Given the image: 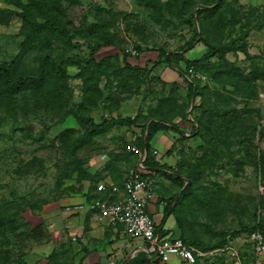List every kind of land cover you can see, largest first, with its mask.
I'll return each instance as SVG.
<instances>
[{
	"label": "rangeland",
	"instance_id": "rangeland-1",
	"mask_svg": "<svg viewBox=\"0 0 264 264\" xmlns=\"http://www.w3.org/2000/svg\"><path fill=\"white\" fill-rule=\"evenodd\" d=\"M11 10L31 23L50 14L66 24L69 40L41 39L31 26L27 39L22 18L7 25ZM200 38L216 54L192 63L194 78L181 61L203 58H187ZM160 50L153 65L130 64ZM4 62L13 69L0 84L14 101L0 107V264H31L42 240L40 213L96 187L100 164L122 184L138 159L127 152L126 130L149 123L174 133L161 153L168 161L161 192L201 264H232L237 250L243 263L251 260L248 234L264 215V4L0 0ZM169 65L180 78H162ZM191 87L201 95L189 98ZM136 116L139 125L127 122ZM90 119L107 124L91 127Z\"/></svg>",
	"mask_w": 264,
	"mask_h": 264
},
{
	"label": "crops",
	"instance_id": "crops-1",
	"mask_svg": "<svg viewBox=\"0 0 264 264\" xmlns=\"http://www.w3.org/2000/svg\"><path fill=\"white\" fill-rule=\"evenodd\" d=\"M254 2L264 4V0H254ZM205 51L204 44L199 42L187 53V58L201 57ZM130 59L137 60L135 57ZM159 59H163L159 52L151 51L145 53L144 57H140L139 63L131 61L130 64L153 65L154 61ZM181 63L183 62L181 61ZM179 70L180 68L177 69L171 65L165 66L161 76L165 81H174L180 78ZM141 129L137 126L127 128L128 139L130 140ZM173 137L174 133L171 130L161 131L150 141L151 148L159 149L163 153L165 148L170 145ZM159 145L163 146L159 147ZM106 161H108L107 156L103 157V162ZM166 162L168 161L162 157L161 164L164 165ZM96 169V178L99 179V183L104 182L107 187L115 184L123 192L122 184L109 174L104 165L100 164L99 168ZM164 172H168L167 168L164 169ZM161 179L163 178L160 174L158 175L157 196L151 202L149 212L156 219L161 230L166 233L178 234L179 229L174 214L166 210V198L161 192L163 185ZM98 184L84 192L72 194L64 202L53 203L44 208L39 217L42 226L45 228L47 238L37 246L36 257L31 264H109L111 260H115L117 264H128L138 257L140 260L137 264H141L140 262L147 263V261H141L143 258L156 263V257L148 249L149 243L147 241L125 237L119 225H110L103 221L98 211H92L88 208L75 211L67 210L68 206L88 204L106 196L108 190L105 192L97 191Z\"/></svg>",
	"mask_w": 264,
	"mask_h": 264
},
{
	"label": "built area",
	"instance_id": "built-area-1",
	"mask_svg": "<svg viewBox=\"0 0 264 264\" xmlns=\"http://www.w3.org/2000/svg\"><path fill=\"white\" fill-rule=\"evenodd\" d=\"M132 53L134 56L138 55L136 51ZM194 75V68L190 67L187 76L194 77ZM146 129H141L139 133L133 135L127 145V152L138 154L139 161L135 168L125 174L123 192L115 184L107 187L104 182H100L97 191L108 190L106 196L88 204L68 206L67 210L88 208L98 211L103 221L110 225H119L125 237L147 241L148 249L156 257L155 264H195L200 257L197 249L186 243L179 235L163 232L149 212L148 206L157 196L158 175L164 172L165 168L146 164L147 149L142 150L135 143L139 137L146 135ZM153 154L161 163V151L153 149ZM257 224L259 226L248 234L247 239L252 250L251 260L243 263L237 250L234 252L235 258L232 264H264V215L261 213L258 214ZM109 264H117V262L111 260Z\"/></svg>",
	"mask_w": 264,
	"mask_h": 264
},
{
	"label": "trees",
	"instance_id": "trees-1",
	"mask_svg": "<svg viewBox=\"0 0 264 264\" xmlns=\"http://www.w3.org/2000/svg\"><path fill=\"white\" fill-rule=\"evenodd\" d=\"M215 1L217 2L218 0H215ZM57 3H58V0H55V4H57ZM48 9H49L48 6H44L43 7L44 11H47ZM48 12L51 13V11H48ZM15 18H22L23 19L22 28L24 30V33H25L27 39H28V36L32 37L31 32L30 31L28 32V29L31 28V31L33 33H38V37H40L41 39H45V38H48V37H54V36H66V40H69V37H68L67 32H66V29H67L66 24H63L62 22L57 21L56 18H52V16L50 14L46 15L42 22L36 20V21H32V23H31V20L28 18V14H26V12H24L23 14L20 15V14H17L14 10H11L9 20L7 21V23H8L7 25H10ZM30 23H31V25H30ZM29 26H31V27L28 28ZM71 38L73 39L74 36H70V39ZM200 41L202 43H204L208 47V50L206 51V53L204 54L202 59L200 58V59H197V60H194V61H189V60L184 61L183 60L184 61L183 63H185L187 65V67L184 68V71H186V72L192 66V63H198V62H200V61H202L204 59H208L210 57H213L216 54L215 49L205 39L200 38ZM105 43L108 44V45H113V43L110 42V41H107ZM101 46H103L101 43L97 44V46L93 47V50L91 51L90 54L94 55V51L97 52L100 49ZM158 52H159L161 57H164V54H163V52L161 50L158 51ZM132 66H129V68L132 69ZM41 68L43 69V67H41ZM12 69H13V65L12 64H8L6 62L2 63L0 65V76L3 79L8 78L11 75ZM56 70H58L59 74L60 73L61 74H65V70L61 71L58 67L56 68ZM19 71H21V70L19 69ZM196 75H194V78L197 77ZM11 85H12V89H14L15 87H19V82L18 81L17 82L13 81L10 84V86ZM20 91H22V90L21 89L18 90L17 93H19ZM34 94L36 95V91H34ZM12 95L13 94H11V92H9L8 89H5V84H0V107H2L4 109L12 107L13 106L12 105V101H14V99H12ZM195 95L200 96L201 95V91L198 89V87H191L190 92H189V98H192ZM139 119H140V117L136 116L135 118H129L127 120V122L128 123H132L133 125H139L138 124ZM86 122L91 127H101V126L103 127V126H105L107 124L106 121H104L100 125H97L91 119L87 120ZM146 127H147L146 135H144L142 137H139L136 140L135 143L142 150L147 149L148 155H147V159H146V164H148L150 166H162L163 168L166 169L167 165L166 164L162 165L160 163V161L157 160L156 156L153 154V149L151 148V142L150 141L157 135V133H159L161 131H167V129H166L167 127H165L163 125H158V124H155V123H151V124L149 123L148 126H146ZM142 129L144 130L145 127H142ZM128 154L132 155V153H129V152H128ZM138 161H139V156H138V159H137V163H138ZM137 163H136L135 167L137 166ZM122 187H123V182H122ZM258 226L259 225L256 224L249 231V233L252 232V231H255ZM42 229H43L42 230V240L39 241V244L43 243L44 240L47 238L46 232L44 230L45 228L43 227ZM178 229H179L178 230L179 231V236L182 237L185 240L186 243H188L189 245L195 247L193 242L189 241L183 234L180 233L179 226H178ZM139 260H140L139 257L135 258V260H131L132 263L130 261L128 264H137L139 262ZM141 261H147V263H150V264H154L155 263L154 261H153L154 262L153 263L149 259L148 260H144V258ZM201 262H202V260L198 257V260H197V262L195 264H201Z\"/></svg>",
	"mask_w": 264,
	"mask_h": 264
}]
</instances>
